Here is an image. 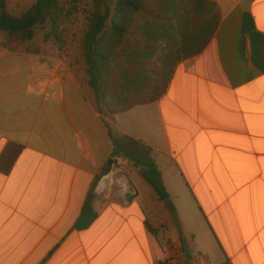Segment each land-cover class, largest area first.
Masks as SVG:
<instances>
[{"label": "crops", "instance_id": "crops-1", "mask_svg": "<svg viewBox=\"0 0 264 264\" xmlns=\"http://www.w3.org/2000/svg\"><path fill=\"white\" fill-rule=\"evenodd\" d=\"M209 1L221 22L205 50L156 102L111 118L83 63L34 41L6 49L0 32V157L22 147L0 172V264H264V73L243 31L249 13L264 32V0ZM6 2L15 16L35 4ZM108 122L154 151L181 228L166 246L147 230L140 195L98 191L121 158ZM91 192L98 218L77 231Z\"/></svg>", "mask_w": 264, "mask_h": 264}, {"label": "trees", "instance_id": "trees-1", "mask_svg": "<svg viewBox=\"0 0 264 264\" xmlns=\"http://www.w3.org/2000/svg\"><path fill=\"white\" fill-rule=\"evenodd\" d=\"M33 8L20 16L13 15L6 0H0V32L4 36L2 46L16 50L26 46L37 37V28L41 25L50 26V31L44 35V43L56 46L60 56L67 55L71 35L66 23L72 13L65 10L59 0H34ZM93 11L85 19L86 27L82 35L78 60L73 64L83 63L89 78V87L95 97L99 111L114 116L135 107L156 102L167 93L178 66L199 56L209 45L218 31L221 22L219 7L209 0H186V6H180L182 16H166L168 7L163 8L158 0H117L115 13L111 24L108 25L110 12L103 0H92ZM77 8L74 12H77ZM73 21L72 24H75ZM167 26L173 30L170 38L165 37L166 44L160 49L162 60L151 56L148 68L154 65V81L145 88L146 94L142 99L134 95L123 97L119 88L115 87L117 80L116 66L128 57L140 62V54L130 53L132 46L143 49L142 40L137 37L149 36L148 29ZM142 31V32H141ZM243 31L251 41L252 62L264 73V32L257 30L251 14H246ZM134 43H128L130 39ZM159 40L154 41L156 43ZM161 41V40H160ZM38 48V47H37ZM39 50V49H37ZM132 54V55H131ZM147 64V62H146ZM148 74H152L148 72ZM114 145V156L123 158L133 168L143 182L153 191L159 202L171 200L163 176L154 158V151L141 141L119 132L110 122L107 123ZM22 147L9 145L0 157V172L9 175L19 156ZM145 212V208L143 209ZM145 225L149 233L162 245L171 242L169 231L152 225L147 214ZM98 213L93 204V193L88 196L81 216L75 224V230L83 231L91 227L97 220ZM183 245L187 241L181 238ZM162 264V263H159Z\"/></svg>", "mask_w": 264, "mask_h": 264}, {"label": "rangeland", "instance_id": "rangeland-1", "mask_svg": "<svg viewBox=\"0 0 264 264\" xmlns=\"http://www.w3.org/2000/svg\"><path fill=\"white\" fill-rule=\"evenodd\" d=\"M61 5L67 11H71L72 15L70 17V22L66 23L65 26L68 27L70 30L71 35L76 37V39H69L68 45L65 49L68 50L67 55H64L66 58L69 59L70 63L73 64L78 60L79 56V49L82 43V35L86 27L85 19L89 17L90 13L93 11L94 3L92 0H59ZM159 4L165 8L168 7V11L165 13L166 16H182V11L180 6L183 8L186 6V0H158ZM103 3L109 8L110 17L108 21V25L111 24L115 13V7L117 4V0H103ZM180 5V6H179ZM77 8V12H74V9ZM73 21H76L75 24H72ZM50 26L46 25L44 28L43 26H39L37 28V37L34 40L36 43V47L42 46L44 43V35L50 31ZM169 30V37L167 36V32ZM142 31L147 32L149 36L146 38L137 37L136 39L142 40L143 49H139L136 45L132 46L130 49V53L132 54H140V62L134 58L132 61V57H128L127 61L123 60L116 66L117 72V80L115 83V87L119 88L120 91L123 93V97L132 96L134 95L135 98L142 99L143 95L146 94L145 88L147 85L151 84L154 81V65L151 68H148L150 57L154 55V57H159V62L162 60V52L160 49L163 45L166 44L165 37L170 38L173 35V30L168 29L167 26H162L161 28L154 27L153 29H148L145 31L144 27ZM141 31V32H142ZM157 41L154 43V41ZM161 40V41H160ZM2 41V34L0 33V42ZM128 43H134L133 38L128 41ZM47 47L51 49H55V53L58 54L55 48L51 43H49ZM34 45V46H35ZM33 46V47H34ZM131 54V55H132ZM59 55V54H58ZM162 57V58H161ZM147 62V64H146ZM151 72L152 74H148ZM85 73V72H84ZM85 75V74H84ZM88 76V75H87ZM86 77V75H85ZM89 79V78H88ZM103 112L107 118H111L112 116L107 114L106 110L103 109ZM120 159L121 164H117L115 167L112 164L109 166L106 175L100 180V185H98L99 192L101 195H105L110 193H119L124 194L127 192H132L131 185L129 179L127 178L126 174H129L131 180L135 184L140 197L138 198L139 202H144L145 213L147 214L148 221L156 226L162 227L170 232L173 228H177L181 231L180 224L178 222V218L174 212L173 205H166L163 202H159L157 198L154 196L153 191L143 182V180L138 176L137 172L131 168L127 161L122 158ZM124 180L126 186H124L121 181ZM107 181L108 184L102 189L100 188L103 184L102 182ZM111 183V184H110ZM122 185L124 190H117ZM100 186V187H99ZM125 187V188H124ZM138 195V196H139ZM170 201V200H169ZM172 201V200H171ZM179 231V232H180ZM175 234V233H174ZM184 238V237H183ZM185 239V238H184ZM187 240V239H186ZM189 244V243H188Z\"/></svg>", "mask_w": 264, "mask_h": 264}, {"label": "water", "instance_id": "water-1", "mask_svg": "<svg viewBox=\"0 0 264 264\" xmlns=\"http://www.w3.org/2000/svg\"><path fill=\"white\" fill-rule=\"evenodd\" d=\"M126 176H127V178L129 179V182H130V185H131V189H132V192H127V193H128V195H127V199H128L129 201H132L136 196L139 195V192H138V190H137L135 184H134L133 181L131 180L130 175H129V174H126ZM127 193H126V194H127ZM165 204H166V205H172V201H171V200H170V201H167Z\"/></svg>", "mask_w": 264, "mask_h": 264}, {"label": "built area", "instance_id": "built-area-1", "mask_svg": "<svg viewBox=\"0 0 264 264\" xmlns=\"http://www.w3.org/2000/svg\"><path fill=\"white\" fill-rule=\"evenodd\" d=\"M117 164H121L120 159H118V158L113 159L112 160V166L115 167ZM167 264H180V263H178L177 261L171 260Z\"/></svg>", "mask_w": 264, "mask_h": 264}, {"label": "bare ground", "instance_id": "bare-ground-1", "mask_svg": "<svg viewBox=\"0 0 264 264\" xmlns=\"http://www.w3.org/2000/svg\"><path fill=\"white\" fill-rule=\"evenodd\" d=\"M122 182H124V180H122ZM103 184H102V187H105L107 184H108V182L107 181H104V182H102ZM125 183V182H124ZM111 184V183H110ZM126 184V183H125Z\"/></svg>", "mask_w": 264, "mask_h": 264}]
</instances>
